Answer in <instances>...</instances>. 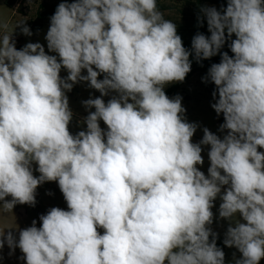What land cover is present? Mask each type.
I'll list each match as a JSON object with an SVG mask.
<instances>
[{"label": "clouds", "instance_id": "obj_1", "mask_svg": "<svg viewBox=\"0 0 264 264\" xmlns=\"http://www.w3.org/2000/svg\"><path fill=\"white\" fill-rule=\"evenodd\" d=\"M201 12L210 36H194L197 61L226 42L233 55L220 53L204 78L216 86L211 107L223 114L227 134L221 139L205 127L199 143L182 97L164 91L185 80L192 52L158 0H64L45 36L56 55L39 42L18 50L14 30L0 35V208L35 206L38 186L52 181L68 207H52L18 239L0 229V250L19 248L26 264H225L210 227L219 197V218L230 222L223 243L241 254L233 253L234 264H259L264 0H227L222 11ZM17 26L32 35L26 20ZM80 82L101 95L82 102L95 111L73 135L66 93ZM110 91L117 95L105 103ZM202 145L210 146L207 176L197 167Z\"/></svg>", "mask_w": 264, "mask_h": 264}, {"label": "rangeland", "instance_id": "obj_2", "mask_svg": "<svg viewBox=\"0 0 264 264\" xmlns=\"http://www.w3.org/2000/svg\"><path fill=\"white\" fill-rule=\"evenodd\" d=\"M4 2L5 0H0V25L7 24L8 27L6 29H0V35L11 33L14 30L12 38L15 42V46H19L18 50L22 49L29 42H39L45 47L46 53L56 55V53L48 52L47 41L45 40L46 33L50 26V17L54 13L46 16L42 20V28L38 31H33L30 28V23L35 20L39 13H44V9L41 8V5L58 6V4L64 2V0H31L30 3H28L27 0H17V3L12 9H9ZM68 2H72V0H68ZM226 6L227 0H209L203 4H196L189 0H158V8L164 14L165 19L176 23L177 28L187 26V28L192 30L193 27H196L199 34H204L205 36H210V33L208 32L207 22L206 19L203 18L201 9L204 7H215L217 10L222 11ZM25 20L26 25L32 32L31 36L22 34L21 26L15 27L19 22ZM207 73L208 71L195 72L191 66V71L187 74L182 83H172L167 85L164 89L165 93H167L168 90L171 91L168 95L169 98H174L177 95L182 97L181 103L186 109L183 114L186 121L195 123L198 126L192 137L193 143H199L202 140L203 129L205 127L221 139L227 134V130L220 131V125L224 123L223 114L218 116L211 107V104L215 103L212 93L215 91L216 86L211 81L205 82L204 78L207 76ZM82 74L86 75V70H83ZM60 75L62 78L66 77L67 71L62 69ZM98 79H103V74H101ZM66 95L69 99V107L73 112V119L69 124V131L75 135L81 130H86V124L83 123V120L87 117L89 111H95L94 108L87 109L82 102L89 98L100 97L101 94L99 91L90 88L88 82H80L75 84L72 91L67 92ZM115 95H117L115 92L110 91L109 95L102 98L105 103H107V101ZM100 126L102 129H106V125L102 120L100 121ZM201 147L203 149L201 154L204 163L197 167L207 176L210 166L208 158L210 146L202 145ZM258 150L264 152V149ZM36 168L37 165L34 163L33 174L38 177L40 173L36 171ZM7 199L10 200L11 197H7ZM221 202L219 197L214 201L215 206L212 209L214 221L210 227L218 234L217 242H221V249L225 252V264H234L233 253H235V258H239L241 254L235 247L229 248L223 243L230 222L219 218V205ZM52 207L68 210L67 202L56 181L45 182L38 186L36 190L35 206L17 204L12 209V212H5L0 208V229H5L6 233L11 231L18 239L19 230L32 226L33 220L36 221V226L40 227L41 221L39 217L43 214H47ZM98 231H100L101 234L104 232L103 229H98ZM10 251L7 244H5L3 249L0 250V264H26V261L22 258L23 253L19 248H16L11 255ZM259 264H264V258L261 259Z\"/></svg>", "mask_w": 264, "mask_h": 264}, {"label": "trees", "instance_id": "obj_3", "mask_svg": "<svg viewBox=\"0 0 264 264\" xmlns=\"http://www.w3.org/2000/svg\"><path fill=\"white\" fill-rule=\"evenodd\" d=\"M189 1H193L196 4H203L209 0H189ZM16 3H17V0H5V2H4V4L9 9H12ZM41 8L44 9V13H39L36 16L35 20L32 23H30V28L33 31H38L42 28V24H41L42 20L46 16L53 14L55 12L57 6H55V5H41ZM45 11H46V13H45ZM177 34L181 37L183 46L186 49H188L190 52H192V55H190L189 58L192 62L191 66L195 72L208 71L212 64L219 63L221 60V54L220 53L228 52V54L230 56L233 55L231 53L230 48L228 47V42H226L225 45L221 48L220 53L211 57L210 59H204V60H201L198 62L197 59L195 58V53L192 50V40H193L195 35L199 34V31L196 29V27H193L191 30V29L187 28V26H183V27L177 28ZM234 38L235 37L233 36V39ZM16 47H17V49L19 48V46H16ZM170 92L171 91L168 90L166 95L168 96ZM217 244H218V247L222 248L220 241H218Z\"/></svg>", "mask_w": 264, "mask_h": 264}]
</instances>
